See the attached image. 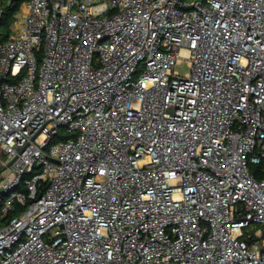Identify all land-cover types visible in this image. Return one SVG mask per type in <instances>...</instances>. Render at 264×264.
Here are the masks:
<instances>
[{"label": "built area", "instance_id": "2783aa9c", "mask_svg": "<svg viewBox=\"0 0 264 264\" xmlns=\"http://www.w3.org/2000/svg\"><path fill=\"white\" fill-rule=\"evenodd\" d=\"M11 31L0 264H264V0H26Z\"/></svg>", "mask_w": 264, "mask_h": 264}, {"label": "trees", "instance_id": "16d2710c", "mask_svg": "<svg viewBox=\"0 0 264 264\" xmlns=\"http://www.w3.org/2000/svg\"><path fill=\"white\" fill-rule=\"evenodd\" d=\"M26 0H1L3 15L0 19V43L7 41L11 35V27L16 20V14ZM264 165H255L251 171L257 179L263 178L262 168Z\"/></svg>", "mask_w": 264, "mask_h": 264}, {"label": "rangeland", "instance_id": "374dc122", "mask_svg": "<svg viewBox=\"0 0 264 264\" xmlns=\"http://www.w3.org/2000/svg\"><path fill=\"white\" fill-rule=\"evenodd\" d=\"M176 72H178V74L180 76H186L190 72V66H189V62L187 59H183L182 62L176 66ZM5 160H7L6 157L3 156L2 154H0V168L4 167L6 165ZM1 178L2 177L0 176V179ZM256 229H257V227L254 226V227H252L251 230L254 231Z\"/></svg>", "mask_w": 264, "mask_h": 264}, {"label": "water", "instance_id": "95a60500", "mask_svg": "<svg viewBox=\"0 0 264 264\" xmlns=\"http://www.w3.org/2000/svg\"><path fill=\"white\" fill-rule=\"evenodd\" d=\"M8 167H9V164L0 168V174L3 173L4 171H6L8 169Z\"/></svg>", "mask_w": 264, "mask_h": 264}]
</instances>
